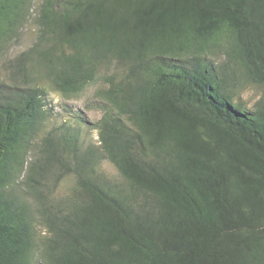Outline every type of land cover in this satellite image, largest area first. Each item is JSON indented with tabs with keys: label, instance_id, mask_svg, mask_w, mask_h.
Listing matches in <instances>:
<instances>
[{
	"label": "trees",
	"instance_id": "1",
	"mask_svg": "<svg viewBox=\"0 0 264 264\" xmlns=\"http://www.w3.org/2000/svg\"><path fill=\"white\" fill-rule=\"evenodd\" d=\"M1 64L0 264H264V0H0Z\"/></svg>",
	"mask_w": 264,
	"mask_h": 264
},
{
	"label": "rangeland",
	"instance_id": "2",
	"mask_svg": "<svg viewBox=\"0 0 264 264\" xmlns=\"http://www.w3.org/2000/svg\"><path fill=\"white\" fill-rule=\"evenodd\" d=\"M36 38V30L35 26L33 24L28 25L27 29L23 32L21 41L19 44L15 45L13 55L16 53H19L21 50L25 49L26 47L30 46L33 41ZM7 74V70L4 68V66L1 64L0 67V78H5V75ZM47 87L50 90V98L53 100L54 105H56L57 109V115L53 117V119L50 120L48 123V127H51L54 124H60L62 120L66 117L67 110L66 108H72V109H79L83 108L86 101L93 98V95L96 91V89L100 86L97 84L91 85L87 88V90L71 99H66L63 96H61L56 91H53L48 84H46ZM262 90L261 88L257 86H250L246 90H244L240 95V100L248 107L253 108L257 102L262 96ZM87 117L90 120L96 121L102 116V112L99 110H90L86 112ZM88 138L96 141L98 139V133L96 129H93L88 132ZM102 169L105 171V173L108 176L119 178L120 175L116 168L107 160L103 162ZM75 184V178L73 176H68L65 178V180L62 182L61 187L59 189L60 194L66 193L73 185Z\"/></svg>",
	"mask_w": 264,
	"mask_h": 264
},
{
	"label": "bare ground",
	"instance_id": "3",
	"mask_svg": "<svg viewBox=\"0 0 264 264\" xmlns=\"http://www.w3.org/2000/svg\"><path fill=\"white\" fill-rule=\"evenodd\" d=\"M258 101V100H257ZM82 112H86V111H84V107L83 108H79ZM90 111V110H89ZM93 121V120H92ZM92 128V127H91ZM91 130H93V128L91 129Z\"/></svg>",
	"mask_w": 264,
	"mask_h": 264
}]
</instances>
